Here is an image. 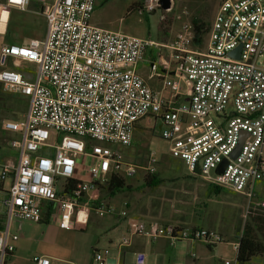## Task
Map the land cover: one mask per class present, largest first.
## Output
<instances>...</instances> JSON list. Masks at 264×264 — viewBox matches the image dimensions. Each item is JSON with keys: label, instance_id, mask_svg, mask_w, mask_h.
Instances as JSON below:
<instances>
[{"label": "built area", "instance_id": "2783aa9c", "mask_svg": "<svg viewBox=\"0 0 264 264\" xmlns=\"http://www.w3.org/2000/svg\"><path fill=\"white\" fill-rule=\"evenodd\" d=\"M31 1L45 19L43 39L0 48V84L27 99L22 117L2 125L18 137L9 141L17 162L2 165L0 174L4 180L12 171L2 201L7 224L0 231V264L14 250L8 240L17 239L9 235L10 222H40L44 203L47 218L67 230L82 228L71 217L84 199L97 216L110 213L102 201L94 203V192L122 168L134 173L116 147L131 145L134 128L146 116L159 120L160 137L188 172L264 209V200L255 194L256 183L264 180V0H219L202 51L190 48L191 23H184L167 45L98 28L90 22L95 0H5L3 5L23 12ZM159 6L158 0H147L143 10ZM151 47L170 52L173 78L163 81L170 91L167 98L153 92L136 72ZM237 48L236 58L230 53ZM16 59L35 64L31 79L8 68ZM156 69L157 62H151V76ZM242 132L246 135L231 159ZM54 133L63 134L57 143ZM223 160L227 164L216 175ZM127 219L129 237L164 238L171 245L179 240L206 246L222 242L220 235L205 229ZM118 245L126 246L128 240ZM232 247L237 252L238 241ZM32 263L50 264L44 256L33 257ZM92 264L109 263L104 253L94 251ZM135 264H144L142 253ZM218 264L250 262L240 263L235 255Z\"/></svg>", "mask_w": 264, "mask_h": 264}, {"label": "rangeland", "instance_id": "374dc122", "mask_svg": "<svg viewBox=\"0 0 264 264\" xmlns=\"http://www.w3.org/2000/svg\"><path fill=\"white\" fill-rule=\"evenodd\" d=\"M146 1L95 0L90 22L107 31L164 43L178 33L184 23L192 24L196 20L201 27L199 42L193 39L190 48L199 51L206 48L207 31L219 0H170L168 9L163 10L159 6L152 12L143 10ZM3 2L4 0H0V48L8 43L24 45L30 39H43L46 23L38 9L31 8L29 11L21 12L6 8ZM158 2L160 4V0ZM32 65L34 71L36 66L33 63ZM1 68L3 66L0 64V70ZM8 68H12L11 65H8ZM4 93L9 92L0 84V161H5L6 153L11 152L9 141L14 136L2 129L4 121L14 120V113L7 111L2 101ZM23 99L27 102L26 98L23 97ZM22 115L16 114V117L21 118ZM62 136V133H54L52 141L57 143ZM116 148L122 153L124 165L132 166L134 173L129 174L123 168L120 170V175L130 189L115 193L108 199V191L104 185L97 194L105 204L109 205L112 217L117 216L122 219L118 223V228L111 230L108 222H105V218L109 216L98 217L94 212L90 213V221L99 219L105 226V231L100 234V243L106 244L108 239L113 240L118 235L121 237L119 233L125 232L123 218L126 207L123 206V202L126 198L124 194H130L135 198L136 207L141 213L145 211L142 208V201L146 200V219L148 220L182 228L197 225L207 229L215 228L219 230L218 233L222 237V242L213 246L195 242L192 248L189 246L191 242L187 240H179L171 245L169 241L156 239L159 241L155 240L157 250L150 246L146 251V261L149 260L151 264H191L192 261L194 264H215L221 259H234L236 252L232 243L237 242L242 236L245 224L252 225L255 229L257 243L262 247V252L252 256L249 262L264 264V209H257L262 214V221L253 224L248 214L251 206L244 196L221 187H218L215 193L211 183L196 173L188 172L183 162L171 156L169 144L160 137L158 119L152 116L140 119L134 128L131 145ZM148 168L153 169L151 175L156 181V185L151 187L143 185V177L149 173ZM1 171L2 165H0V174ZM9 182L10 177H6L5 188L9 189ZM46 211L44 203L42 219L45 218ZM6 220L7 217H5ZM47 225L44 220L38 223L21 220L19 224L13 219L11 222V234H15L19 239L18 242H21L24 247L27 246V241L29 243L24 255L28 264L32 263L33 257L43 254L42 239L50 228ZM88 231L91 232L90 226ZM67 233L72 237L71 232ZM116 250V247L110 246L107 257ZM123 251L126 256L124 264H133L134 256L131 251L126 248Z\"/></svg>", "mask_w": 264, "mask_h": 264}, {"label": "crops", "instance_id": "0c3cea01", "mask_svg": "<svg viewBox=\"0 0 264 264\" xmlns=\"http://www.w3.org/2000/svg\"><path fill=\"white\" fill-rule=\"evenodd\" d=\"M31 8H34V9L36 8L35 10L38 9L39 11L38 3H36L35 1H31L27 10L29 11L31 10ZM174 36L175 35H173L171 39H169L168 41L164 43H159V44L167 45L173 40ZM8 44H11V43H8ZM160 50H162L163 52L161 53ZM153 61L157 62V69H156V74L151 76L150 65H151V62ZM9 65H11L12 68L21 71V73H27L30 76L33 73V70H32L33 65L31 62H27V61L16 62L12 60L9 63ZM172 69H173V63L170 59V52L168 49L164 47H161V48L151 47V48L146 49L144 52L143 60L139 62L136 66L137 74L140 77H142V79H144L145 83L150 87V89L153 92L160 94L163 98H167L169 96L170 91L169 89H165L163 87V81L164 79H167V78L168 79L173 78ZM2 129H3V126H2ZM3 131L5 130L3 129ZM13 135L14 136L11 139L18 137L17 134H13ZM261 154H262V158H264V147H262ZM16 162H17V152L14 149H11V152L6 153L5 161H0V165L8 164V165L15 166ZM80 174H81V179H83L84 181H87L88 179L87 176L83 173H80ZM6 177H10V182H9V186H10L12 171H9ZM5 179L0 180V231L4 230L7 224V220L5 221L6 210L2 204V201L6 198V195L8 192V188L4 187ZM122 191L120 192L122 193ZM115 193H118V192H115ZM115 193L111 195L109 194L108 199L112 198ZM255 194H256L257 199L264 200V180L256 183ZM124 195H125L124 197L126 198V200H124L123 202V206L126 207V214H125V217L123 218L125 222V229H124L125 232L119 233L120 235H122L121 237L118 235L114 237L113 240L108 239L106 244L100 243L101 242L100 234L105 231V226L102 223V221L99 219H91L90 221V213L93 211L91 210V203L87 202L85 199L82 200V202L75 208L74 214L71 217V221L73 223L81 225L82 228L78 231H75L72 229L67 230V229L59 228L55 221L51 220L50 218H47V214H46L47 212H46L45 218L41 220H44L48 224L47 226L50 228L48 231H46L47 234L45 235V237L43 236V239H42V245H43L42 256L46 257L49 260L50 264H92V256H93L94 251H98V252L103 251V253L106 255V259L108 260L109 264H124L126 260V256L124 254L123 249L126 248L130 250L132 255L134 256L133 264H135L136 256L138 253H142L144 255V264H151L149 260L146 261V251L148 250V248L150 246H153L154 250H157L156 241L162 240L164 242H167L168 240L164 238H160L156 241L150 242L140 236H133V237L128 236L127 234L128 219L127 218L136 217V218H140L147 222L151 220L146 219V200L142 201V208H144L145 211L141 213L138 207H136L135 198H133L130 194H127V195L124 194ZM100 201L102 200L97 195L96 202L94 203L97 204ZM103 203L105 204V202ZM105 206L109 207L108 204H105ZM111 214L107 213V214H104L103 216H98V217L109 216L105 218V222H108L109 229L112 230V229L118 228V225H119L118 223L122 219H120V217H117V216L112 217ZM11 222L8 228L10 236L15 235V234H11ZM17 223L20 224V222H17ZM89 226H90L91 232L88 231ZM20 228L21 227L18 225V229ZM187 229H205V230L216 232L218 235H220L218 233L219 230L215 228L207 229L201 225L188 227ZM67 232H71L72 237H70ZM123 239L128 240V245L119 246L118 242L122 241ZM18 240H19L18 238L14 241H12L11 239L8 240L9 244L13 246L14 250L12 253L8 254L6 262H5L6 264H28V260L26 261V259L24 258V255H25V252H26L25 250L27 246H29V243L27 241V246L24 247V245L21 242H18ZM76 241L78 243H76ZM193 244L194 243L189 244L190 248H192ZM110 246L116 247L117 250L114 253H112L110 257H107L109 255L108 250L110 249ZM31 262L29 261V263ZM218 262L219 260L215 264H218ZM191 264H194V262L192 261Z\"/></svg>", "mask_w": 264, "mask_h": 264}, {"label": "trees", "instance_id": "16d2710c", "mask_svg": "<svg viewBox=\"0 0 264 264\" xmlns=\"http://www.w3.org/2000/svg\"><path fill=\"white\" fill-rule=\"evenodd\" d=\"M192 25L194 30V40L195 42H199V32L201 27L196 20L192 22ZM2 101L7 108V111L12 112V114L14 113L13 121H17L20 119L16 117V114L22 115L26 111L27 102L20 95L13 93H4L2 94ZM143 185L148 187L156 185V181L154 180V177L151 175V173L144 175ZM211 186L216 193L218 191V187L215 185ZM101 187L102 186L97 185V188L94 192L95 196H97ZM106 189L108 191V195H111L124 189H130V187L126 185L121 175L114 174L110 177L108 183L106 184ZM257 209L258 207L251 206V208L248 210L249 217L251 218L253 224L262 221V214L259 213ZM254 230L255 229L252 227V225L245 224L243 234L238 240L236 257L238 262L240 263L249 262L252 256L262 252V247L259 245V243H257V236Z\"/></svg>", "mask_w": 264, "mask_h": 264}, {"label": "water", "instance_id": "95a60500", "mask_svg": "<svg viewBox=\"0 0 264 264\" xmlns=\"http://www.w3.org/2000/svg\"><path fill=\"white\" fill-rule=\"evenodd\" d=\"M160 7L163 9V10H166L170 7V0H160ZM231 56L233 57H236L238 56L239 54V48H237L236 50H234L233 52L230 53ZM22 76L24 78H28V79H31V76L28 75L27 73H22ZM245 133L242 132L239 136L241 138V140L239 141L236 149L233 151V153L231 154L230 158L233 159L235 158V156L238 154L239 152V149H240V146H241V141L243 140V138L245 137ZM227 164V160H223V162H221V164H219V166L217 167V169L215 170V174L216 175H220L222 172H223V169L225 167V165Z\"/></svg>", "mask_w": 264, "mask_h": 264}, {"label": "snow or ice", "instance_id": "6c2138e0", "mask_svg": "<svg viewBox=\"0 0 264 264\" xmlns=\"http://www.w3.org/2000/svg\"><path fill=\"white\" fill-rule=\"evenodd\" d=\"M16 2H19V0H16Z\"/></svg>", "mask_w": 264, "mask_h": 264}]
</instances>
